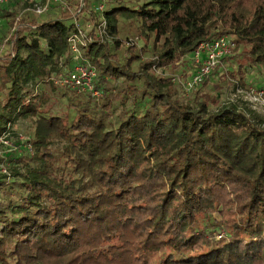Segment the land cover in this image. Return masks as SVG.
<instances>
[{
	"label": "trees",
	"instance_id": "trees-1",
	"mask_svg": "<svg viewBox=\"0 0 264 264\" xmlns=\"http://www.w3.org/2000/svg\"><path fill=\"white\" fill-rule=\"evenodd\" d=\"M82 2L99 97L73 90L61 114L50 101L78 63L64 19L77 2L52 3L41 22L22 0L0 8L22 25L2 34L0 140L19 121L34 128L9 160L16 185L0 174V264H264V121L209 109L214 70L191 103L154 74L221 36L246 59L238 72L264 66V0Z\"/></svg>",
	"mask_w": 264,
	"mask_h": 264
},
{
	"label": "rangeland",
	"instance_id": "rangeland-1",
	"mask_svg": "<svg viewBox=\"0 0 264 264\" xmlns=\"http://www.w3.org/2000/svg\"><path fill=\"white\" fill-rule=\"evenodd\" d=\"M21 1V0H18ZM102 4L98 7L102 6L106 8V0H101ZM140 2H144L147 0H139ZM77 2L76 7H71L70 11L64 14V19L73 18L74 16L80 17V25L86 35L89 34L90 30L93 27V21H90V8L84 7V3L82 0H73V3ZM23 5V3H22ZM21 5V7H22ZM98 4H96L97 6ZM5 6V7H4ZM78 6V7H77ZM8 8L7 5L0 6V8ZM84 8V9H83ZM24 9V8H23ZM76 9V10H75ZM84 10L83 13H78V10ZM91 9H94L93 7ZM65 10V9H64ZM22 11V10H21ZM66 11V10H65ZM20 12V10H18ZM16 16L13 18L15 19ZM3 21L0 24V52H2L6 47L2 43V34L5 32V28H10V19L8 18H0ZM45 19V15L37 16V21L41 22ZM17 28H20L21 23H17ZM14 33V32H13ZM6 39H9V36ZM94 38L95 36H91ZM139 46H143L141 41H138ZM239 56V50H235L232 52L231 57L224 62H219L214 69L213 74L209 76L208 83L204 89H202V93H207V95L211 98L212 102L210 104V110H216L222 106L234 105L237 109L242 110L248 113L250 116L258 117L264 121V100L261 98L260 91L264 90V66H251L245 67L242 69V72H238V68L240 63L246 64V59L241 58ZM79 62L84 61L86 64H90L86 59L81 58L78 59ZM93 66V65H92ZM94 67V66H93ZM244 67V66H241ZM95 68V67H94ZM195 70V66L191 60V57L184 56L180 62H178L177 66L174 68H166V69H155L154 74L159 77L171 78L173 82L172 93L173 98L178 100L181 103H191L195 92L199 90L201 86H197L192 91H186L182 85H184L190 75ZM97 76V70L95 69V79ZM57 90L59 91L58 95L54 96L50 101V111L53 113L61 114L66 109L67 103L71 100V91H76L75 95H78L76 89L71 88L66 85H60L59 82H56ZM99 97V95L95 96ZM73 110L70 109V112ZM33 124L31 121H19L14 129V135H11L7 140L8 143L5 146L0 147V174L1 175H9L10 171L8 169L15 166L14 161H10V159L17 157H24L27 155V149L25 148L30 143L31 133L33 132ZM30 145V144H29ZM62 143H55L53 148L61 147ZM14 180L7 177L6 183H10V185L15 186L16 184H12ZM2 191H0V199H2ZM218 219V217H217ZM221 235V234H220ZM217 235L216 238L219 239ZM221 237V236H220Z\"/></svg>",
	"mask_w": 264,
	"mask_h": 264
},
{
	"label": "built area",
	"instance_id": "built-area-1",
	"mask_svg": "<svg viewBox=\"0 0 264 264\" xmlns=\"http://www.w3.org/2000/svg\"><path fill=\"white\" fill-rule=\"evenodd\" d=\"M61 0H22L23 3H27L28 7L24 10L30 11L36 16H43L48 11L52 3L59 2ZM10 0H0V6L7 5ZM102 6L98 7V10H102ZM81 10H78V13ZM73 17V31L68 37V44L70 53L78 63L72 66V69L67 72V75L63 77L59 82L60 85H66L76 89L79 92L91 93L93 96L99 95L94 88L95 81V68L86 63L79 62L81 58V48L85 47L90 38L83 31V29L76 22ZM19 16L15 18L14 25L11 28V33L16 30ZM3 21L0 19V24ZM105 23L102 22L100 27L103 29ZM235 50V44L229 37L221 36L216 39L203 42L199 44L196 51L190 54L191 60L195 66V70L190 75L188 81L182 85L186 91H192L199 86L202 81L216 68L220 60L230 57ZM261 97L264 100V90L260 91ZM9 134L3 136L0 140V147L5 146L8 143ZM28 151L31 150V146L27 144L25 147ZM220 238V236H219Z\"/></svg>",
	"mask_w": 264,
	"mask_h": 264
}]
</instances>
